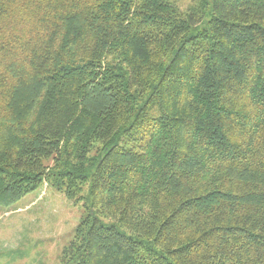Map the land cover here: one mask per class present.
I'll list each match as a JSON object with an SVG mask.
<instances>
[{"label":"trees","instance_id":"16d2710c","mask_svg":"<svg viewBox=\"0 0 264 264\" xmlns=\"http://www.w3.org/2000/svg\"><path fill=\"white\" fill-rule=\"evenodd\" d=\"M0 0V205L85 214L59 264H264V0Z\"/></svg>","mask_w":264,"mask_h":264},{"label":"rangeland","instance_id":"374dc122","mask_svg":"<svg viewBox=\"0 0 264 264\" xmlns=\"http://www.w3.org/2000/svg\"><path fill=\"white\" fill-rule=\"evenodd\" d=\"M194 3L177 4L189 10ZM85 210L47 182L13 206L0 205V264H59Z\"/></svg>","mask_w":264,"mask_h":264}]
</instances>
